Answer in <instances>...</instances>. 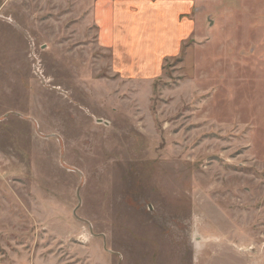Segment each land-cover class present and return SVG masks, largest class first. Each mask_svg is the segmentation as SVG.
<instances>
[{
    "label": "rangeland",
    "instance_id": "rangeland-1",
    "mask_svg": "<svg viewBox=\"0 0 264 264\" xmlns=\"http://www.w3.org/2000/svg\"><path fill=\"white\" fill-rule=\"evenodd\" d=\"M101 3L0 0V264H264L258 3L196 0L126 67Z\"/></svg>",
    "mask_w": 264,
    "mask_h": 264
},
{
    "label": "crops",
    "instance_id": "crops-1",
    "mask_svg": "<svg viewBox=\"0 0 264 264\" xmlns=\"http://www.w3.org/2000/svg\"><path fill=\"white\" fill-rule=\"evenodd\" d=\"M242 1L249 5L257 2L258 9L253 17L264 19V0ZM162 2L158 6H153L149 2L140 3L144 12L142 15H138L142 13L140 8L136 7L138 0H103V3L99 5L97 27L99 40L101 46L112 51L115 65L120 67L135 65L134 61L144 58L142 54L144 51L153 53L155 49L161 51L160 46L168 51L171 45L185 40L187 29L189 26L192 27L193 22L190 24L189 19L181 22L180 15L192 11L195 7L192 5L196 3V0L188 2L186 0H176V2L165 0ZM249 8L250 6L247 7L248 13ZM158 10L159 12L155 13ZM150 14L154 15L152 20L148 19ZM250 16L247 14L248 18H251ZM150 22L152 23L149 24ZM146 25H155L156 32L150 31ZM165 27L167 30L163 32ZM191 33L193 31H190L189 35ZM156 38L158 43H155Z\"/></svg>",
    "mask_w": 264,
    "mask_h": 264
},
{
    "label": "bare ground",
    "instance_id": "bare-ground-1",
    "mask_svg": "<svg viewBox=\"0 0 264 264\" xmlns=\"http://www.w3.org/2000/svg\"><path fill=\"white\" fill-rule=\"evenodd\" d=\"M199 237H200V235H197V237H196L197 238L196 241H197L198 244H199Z\"/></svg>",
    "mask_w": 264,
    "mask_h": 264
}]
</instances>
